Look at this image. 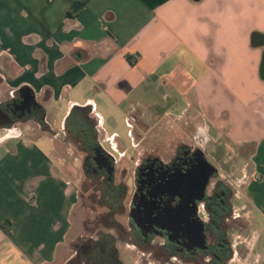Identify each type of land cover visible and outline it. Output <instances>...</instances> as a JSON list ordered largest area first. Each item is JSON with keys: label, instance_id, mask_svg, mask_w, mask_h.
<instances>
[{"label": "crops", "instance_id": "crops-1", "mask_svg": "<svg viewBox=\"0 0 264 264\" xmlns=\"http://www.w3.org/2000/svg\"><path fill=\"white\" fill-rule=\"evenodd\" d=\"M23 88L45 116L42 126L13 125L19 136L0 127L6 257L70 259L79 192L57 156L62 138L42 127L54 131L52 115L61 113L62 132L75 107L91 106L99 140L106 133L122 160L197 137L207 156L220 153L225 177L238 181L251 262L264 264L256 251L264 235V0H0V107L20 102ZM165 124L171 132L161 133ZM236 158L241 165L228 166Z\"/></svg>", "mask_w": 264, "mask_h": 264}, {"label": "flooded vegetation", "instance_id": "flooded-vegetation-1", "mask_svg": "<svg viewBox=\"0 0 264 264\" xmlns=\"http://www.w3.org/2000/svg\"><path fill=\"white\" fill-rule=\"evenodd\" d=\"M1 107L10 113L13 125L21 126L28 119L41 123L40 126L44 124L41 107H33L25 118L14 115V104ZM62 133L70 143L80 146L85 176L106 209L101 218H110L107 225L117 232L116 241L136 249L147 258L145 263L234 264L237 248L241 250L244 243L235 246L233 234L239 238L243 235L247 243L252 241L245 217L236 213L238 181L225 177L222 168L208 159L206 150L200 153L205 146L201 137L192 143L168 146L163 154L150 150L132 156L133 185L129 187L125 183L126 170L117 180L119 161L100 145L97 127L89 116L71 119ZM57 134L54 136H61ZM204 158L217 171L211 175L198 203L197 219L203 226L204 241L194 243L193 203L189 202L192 194L188 187L194 179L193 167L201 166L199 162Z\"/></svg>", "mask_w": 264, "mask_h": 264}, {"label": "rangeland", "instance_id": "rangeland-1", "mask_svg": "<svg viewBox=\"0 0 264 264\" xmlns=\"http://www.w3.org/2000/svg\"><path fill=\"white\" fill-rule=\"evenodd\" d=\"M165 103L162 105L168 106V104H171V100H169L168 102L165 101ZM65 118H64V115H62L61 113H54L52 115L51 119L54 122L53 127L56 129V130L54 129L55 133H57L60 128H63ZM163 126L164 127L162 128V130H160L161 133L165 132L164 131L165 129H167L170 132L172 131L171 129H173L172 128L173 125L165 124ZM106 127L109 130V134H111L112 131L111 129H109L110 124L107 123ZM19 128L21 129L22 125L19 126ZM177 129H178L177 131L181 133H184V134L186 133V131H184V128L182 129L180 128V126H178ZM128 130L129 129H126L125 127H123V128L117 129V132H120L121 134H123V136H125L127 140L129 139ZM58 133L61 135L62 132H58ZM64 133H62V135L60 136L62 138V142H61L59 150H57L58 151L57 156L59 160L61 161V164L64 165L63 169L66 172V175L70 176L71 180L74 182L76 188L78 189L79 197H80L79 204L75 207L73 214H72L73 231L70 237L71 242H69V246L71 249V257H73V256H77L76 251L80 248V246L84 245L85 243L89 241L98 239L100 234L102 235L107 234V235L116 237L117 232L107 225L110 221V218H108L109 220L108 221V220L102 219L100 216L102 213H106V209L105 207H103L102 203L100 204V198H99L100 194L96 195V188L91 186L92 183L85 176L84 169H83V154L80 149V146L76 142L70 143L69 137L66 136V134ZM160 135L162 136V134ZM160 135L158 132H156V136L159 137ZM106 136H107L106 133H103L102 142L101 141L100 142L103 145L104 149L111 155L115 156V158L119 161L117 164V170H116L117 180H119L121 171L126 170L127 178L125 180V183L129 187H131L133 185L132 171L134 167V164L131 161L132 157H128L124 159L123 161L121 156L119 155V153L115 150L113 146V140L111 138L107 139ZM26 138L27 136L25 134V136H23V139H26ZM156 139H159V138L156 137ZM160 140L161 139L156 140V143L160 142ZM50 141L51 140L49 139H44V141L40 144V146H42L45 150H47V145L49 146ZM147 142L148 143L146 144H150V141H147ZM157 146H159L160 149L164 148L165 150L164 152H166L169 148L168 146L163 147V143L162 144L159 143ZM209 149L211 148L209 147ZM220 156H221L220 153H217L216 156L208 155L207 157L209 160H211V162H214L215 164H217V166L224 169L226 168V166L223 164L222 160L220 159ZM236 160H238V158L234 160L235 161L234 163L228 164V166L230 165L233 166V164L236 167L240 166L241 164L240 163L237 164L238 161ZM222 174L224 176L226 175L224 171H222ZM228 178L232 179V181H236L235 177H228ZM235 204L237 206L239 205L237 201H235ZM237 206H236V213L237 215H240V210L239 208H237ZM123 222L125 223V221ZM239 236L236 235L235 233L232 236L235 246L239 243H244L245 245L241 244L242 245L241 250L239 249V247L237 248L238 254L236 256V261L234 264H251L250 263L251 256L249 257V254L253 253L252 252L253 244L251 242L247 243V241L243 239L244 238L243 235L240 238ZM116 247L118 249L120 259L121 261H124L123 262L124 264H148V263H145L147 258L143 257L133 247L127 244H124L121 241H116ZM256 251L264 252V235L261 241L257 242ZM9 254L11 255L10 259L6 257V255L3 252H0V264H17L19 262L18 256L14 254V251H10Z\"/></svg>", "mask_w": 264, "mask_h": 264}, {"label": "water", "instance_id": "water-1", "mask_svg": "<svg viewBox=\"0 0 264 264\" xmlns=\"http://www.w3.org/2000/svg\"><path fill=\"white\" fill-rule=\"evenodd\" d=\"M21 95V101L18 103L14 104V115L21 114L22 116L25 114H29L32 110L33 107H37L38 104L36 102L35 95L31 92L30 89L23 88L22 90L19 91ZM0 127H7L11 132L12 136H19L21 131L18 128H15L13 126V120L11 119L10 113L6 112L0 107ZM203 150H205V146L202 148V151H200L201 154L203 153ZM202 164L201 166H194L193 167V182L190 183V186L188 189L191 192V197L189 198V202L193 203V236L196 241L194 243L198 242L201 243L204 241L203 238V226L200 223V221L197 219V214H198V203L201 201L204 195V191L206 188V185L208 184L211 175L217 169L213 167L212 164H210L207 159H203V161L199 162ZM202 173L201 178L198 177V174ZM151 215L154 216V213L151 212ZM160 216V215H159ZM158 217V214L156 216ZM180 222L178 223V225ZM180 227V226H178Z\"/></svg>", "mask_w": 264, "mask_h": 264}, {"label": "trees", "instance_id": "trees-1", "mask_svg": "<svg viewBox=\"0 0 264 264\" xmlns=\"http://www.w3.org/2000/svg\"><path fill=\"white\" fill-rule=\"evenodd\" d=\"M92 107H75L67 119L65 127L71 122V119L76 120L81 115L89 116L95 123V127L99 126V118L93 117ZM43 118L45 113L43 112ZM47 126V125H46ZM43 131L48 132L51 135H58L50 127H42ZM97 134L98 129H97ZM99 140V138H98ZM77 256L71 257L66 264H124L120 259L118 249L116 247V239L111 235L100 234L98 239L89 241L76 251Z\"/></svg>", "mask_w": 264, "mask_h": 264}]
</instances>
